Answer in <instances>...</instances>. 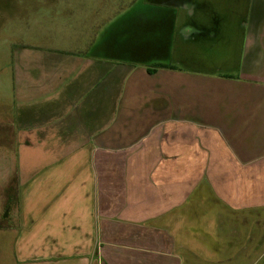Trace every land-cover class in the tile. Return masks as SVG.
I'll list each match as a JSON object with an SVG mask.
<instances>
[{
    "label": "crops",
    "instance_id": "crops-1",
    "mask_svg": "<svg viewBox=\"0 0 264 264\" xmlns=\"http://www.w3.org/2000/svg\"><path fill=\"white\" fill-rule=\"evenodd\" d=\"M208 1L0 52V264H264V0Z\"/></svg>",
    "mask_w": 264,
    "mask_h": 264
},
{
    "label": "rangeland",
    "instance_id": "rangeland-1",
    "mask_svg": "<svg viewBox=\"0 0 264 264\" xmlns=\"http://www.w3.org/2000/svg\"><path fill=\"white\" fill-rule=\"evenodd\" d=\"M148 1L158 2V0H0V52L3 53L5 50L6 54L9 53V42L40 45L48 43L55 48L68 50L84 48L88 44L93 27L98 29L101 22L105 25L115 16H123L130 7H140ZM238 2L239 0H235V5ZM245 2L246 0H240L242 5H245ZM223 3L222 0H211V5L208 1L207 8L209 10H214V7L223 8L225 6ZM189 7H193V4L190 3ZM237 29L240 38H243V26L240 24ZM199 69L206 71L207 68ZM216 69L217 67H214V70ZM220 70L226 71V68L222 67Z\"/></svg>",
    "mask_w": 264,
    "mask_h": 264
},
{
    "label": "trees",
    "instance_id": "trees-1",
    "mask_svg": "<svg viewBox=\"0 0 264 264\" xmlns=\"http://www.w3.org/2000/svg\"><path fill=\"white\" fill-rule=\"evenodd\" d=\"M158 66H159V67H164V68L171 67V66H169V65H167V64H160V65H158ZM149 71H150V72H153L154 69H153V68H149Z\"/></svg>",
    "mask_w": 264,
    "mask_h": 264
}]
</instances>
